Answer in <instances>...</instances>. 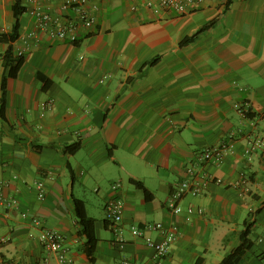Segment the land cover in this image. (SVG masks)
Segmentation results:
<instances>
[{"label": "crops", "instance_id": "1", "mask_svg": "<svg viewBox=\"0 0 264 264\" xmlns=\"http://www.w3.org/2000/svg\"><path fill=\"white\" fill-rule=\"evenodd\" d=\"M14 1L0 0V35L16 21ZM226 1L181 15L91 0L97 23L74 43L45 33L31 41L36 18L22 16L13 46L29 50L19 74L7 78L0 117V197L19 208L0 203V264H61L31 235L39 227L23 212L61 234L73 264H220L241 246L246 223L252 246L238 264H264V0H234L229 9ZM215 18V27L181 46ZM7 49L0 42V111ZM74 144L80 149L68 152ZM223 145L222 163L201 158ZM187 179L202 191L187 194L185 211L175 214L168 200ZM111 196L125 204L118 224L107 221ZM75 198L96 220L93 261ZM156 223L177 231L163 257L131 233Z\"/></svg>", "mask_w": 264, "mask_h": 264}, {"label": "built area", "instance_id": "2", "mask_svg": "<svg viewBox=\"0 0 264 264\" xmlns=\"http://www.w3.org/2000/svg\"><path fill=\"white\" fill-rule=\"evenodd\" d=\"M129 1L133 4L134 8L139 5H144L158 14L167 11H174L181 15H185L194 12L211 0ZM25 3L30 7L29 12L36 18L39 28V30L32 31L29 34L31 41H37L40 38L41 33H45L52 38L68 40L74 43L77 42L82 30L91 31L97 23V17L95 14L97 6L96 4H93L91 0H25ZM25 41L28 42L26 39ZM28 50L29 45H24L16 48L14 53L16 57H26ZM221 148L222 149L219 148L213 151L207 150L202 153L201 158L203 160H213L217 164H220L223 161V151H225L228 146L223 145ZM120 186L121 184L119 182H115L112 185V190L116 191ZM37 189L39 197L44 199L46 195L44 183L39 182L37 184ZM201 191L199 183L187 179L173 190L167 205L171 212L181 214L185 211L181 202L186 195L190 194L192 196H198ZM0 203L4 204L8 209L19 208V202L17 199L5 201L1 196ZM105 210L107 221L118 224L123 220L125 204L123 201L111 196L106 203ZM194 211L195 209L192 206L186 208V212L189 215H192ZM22 215L25 218H31L39 227V234L31 233V235L38 238L45 250L55 253L61 264H73L74 260L69 255V249L65 247L62 236L59 232L44 228L37 217L31 216L27 212H23ZM152 230H160L164 233V237L161 240L154 239L148 234ZM131 233L134 237L144 240V242L153 248L156 254L160 257L166 256L170 252L177 238L176 228H168L163 223L149 224L144 227L133 226L131 228ZM1 241L6 242V238H2ZM117 242L121 245L125 242V238L120 232L117 234Z\"/></svg>", "mask_w": 264, "mask_h": 264}, {"label": "trees", "instance_id": "3", "mask_svg": "<svg viewBox=\"0 0 264 264\" xmlns=\"http://www.w3.org/2000/svg\"><path fill=\"white\" fill-rule=\"evenodd\" d=\"M234 0H227L225 3L224 8L229 9L231 5L233 4ZM11 10L13 13V16L15 17L16 21L13 25V28L8 33H2L0 35V42L8 44V49L6 50L4 54V66L8 69L7 75L3 78L2 81V89H3V98L1 102V111H0V117H3L6 110V104H7V78L9 76L16 77L23 64L25 63V57H16L15 56V49L13 46V43L16 42L20 38V30H21V18L22 16L29 12L30 7L26 5L25 0H15L13 4L11 5ZM218 23V18L213 19L212 21L208 22L204 26H202L195 34L192 36L186 37L182 42L181 46H186L192 42H194L203 32L212 29L215 27V25ZM153 63H156V60H154ZM80 144H74L69 147H67L66 150L70 153H76L80 149ZM138 185L144 190L146 196L148 197L149 194L147 192V189L145 188L144 184L142 182H137ZM75 203V210H76V216L79 222V225L81 227V230L79 231V234L84 237L85 243H84V251L85 253L91 258V260H94V255L97 250V244H98V237L96 233V220L88 215L87 207L84 200L81 199H74ZM246 228L242 233L241 239V246L226 256L220 264H238L240 260L242 259L243 255L246 253L247 250H249L252 246V241L250 239V233L251 228L253 226V223H246Z\"/></svg>", "mask_w": 264, "mask_h": 264}, {"label": "rangeland", "instance_id": "4", "mask_svg": "<svg viewBox=\"0 0 264 264\" xmlns=\"http://www.w3.org/2000/svg\"><path fill=\"white\" fill-rule=\"evenodd\" d=\"M95 197H97L98 195L95 193V195H94ZM90 198H92V199H90V206L92 207V206H94V204H95V198L94 197H91V195H90ZM91 211L92 212H95V209H91Z\"/></svg>", "mask_w": 264, "mask_h": 264}]
</instances>
